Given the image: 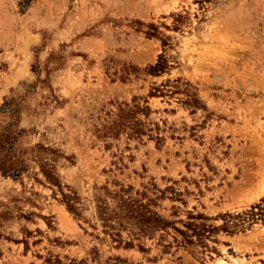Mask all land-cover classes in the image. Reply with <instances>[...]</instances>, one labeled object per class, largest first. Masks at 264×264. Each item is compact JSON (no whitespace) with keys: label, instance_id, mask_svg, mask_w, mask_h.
Listing matches in <instances>:
<instances>
[{"label":"rangeland","instance_id":"1","mask_svg":"<svg viewBox=\"0 0 264 264\" xmlns=\"http://www.w3.org/2000/svg\"><path fill=\"white\" fill-rule=\"evenodd\" d=\"M133 100L159 142L101 136ZM122 188L169 234L114 241ZM263 196L264 0H0V264H264L263 223L220 227Z\"/></svg>","mask_w":264,"mask_h":264},{"label":"trees","instance_id":"2","mask_svg":"<svg viewBox=\"0 0 264 264\" xmlns=\"http://www.w3.org/2000/svg\"><path fill=\"white\" fill-rule=\"evenodd\" d=\"M180 18V15L177 16ZM178 21V19H177ZM154 35V34H150ZM168 67L167 59L164 55H161L155 65L149 66L146 70L150 74H158L164 72ZM168 85H161V88H155L152 91V95L159 93L164 95L168 91L164 87ZM175 87V86H174ZM177 88V86H176ZM133 104L125 103L123 107L119 108L116 118L109 120L102 128V137H114L119 138L122 134H127L129 138L142 139L143 136L157 140H161L160 136H155L156 128L150 126L144 118L149 117L150 107L143 105L133 100ZM127 189L122 188L119 192L113 194L114 205L109 206L108 202L101 201L100 213L105 229L110 233L113 240L118 243H124L125 247L131 248L135 246L136 241H141L145 237H152L158 232H165L169 234L170 221L164 219L158 212L151 208L154 201L152 198H148L147 193H141V197H133L126 194ZM64 202L70 212L76 213V200L77 195L75 192L63 193ZM146 200V202H145ZM224 223L221 229L229 233L244 232L256 223L264 224V196L255 204H252L247 210L238 213L227 212L222 215ZM196 218H207L199 215ZM186 228L192 232L181 230L175 226L173 229L181 236L182 240L174 237L175 241L182 245H191L196 243H203L207 238L206 232L208 227L203 229L198 228L196 224L187 223ZM213 229V228H211ZM127 232V238L123 236V232ZM161 233V237L165 235ZM142 249V248H141ZM117 261H121L117 259ZM48 264H66L59 259L49 258ZM69 264H87L83 260H71ZM101 264V263H98Z\"/></svg>","mask_w":264,"mask_h":264}]
</instances>
